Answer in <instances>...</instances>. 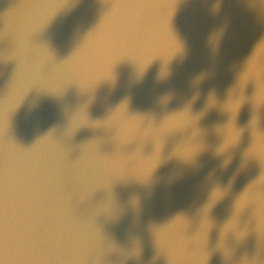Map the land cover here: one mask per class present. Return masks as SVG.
I'll return each mask as SVG.
<instances>
[{"label": "water", "instance_id": "obj_1", "mask_svg": "<svg viewBox=\"0 0 264 264\" xmlns=\"http://www.w3.org/2000/svg\"><path fill=\"white\" fill-rule=\"evenodd\" d=\"M0 25V264H264V0Z\"/></svg>", "mask_w": 264, "mask_h": 264}, {"label": "clouds", "instance_id": "obj_2", "mask_svg": "<svg viewBox=\"0 0 264 264\" xmlns=\"http://www.w3.org/2000/svg\"><path fill=\"white\" fill-rule=\"evenodd\" d=\"M71 3H106V4H111L113 0H70ZM232 2L237 3V4H242L244 3V0H232ZM182 25L185 28L189 29H194L195 27V20L192 17L185 16L181 20ZM4 29L3 26L0 25V41L3 40L4 38ZM233 37H235V30L233 28ZM3 63V49L0 48V65ZM0 76H2V70H0Z\"/></svg>", "mask_w": 264, "mask_h": 264}]
</instances>
